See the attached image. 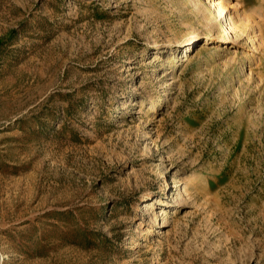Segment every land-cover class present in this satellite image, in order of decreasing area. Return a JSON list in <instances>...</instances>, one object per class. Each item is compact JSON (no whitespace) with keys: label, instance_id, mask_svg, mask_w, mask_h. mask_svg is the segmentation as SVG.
<instances>
[{"label":"rangeland","instance_id":"1","mask_svg":"<svg viewBox=\"0 0 264 264\" xmlns=\"http://www.w3.org/2000/svg\"><path fill=\"white\" fill-rule=\"evenodd\" d=\"M215 1L0 0V264H264V0Z\"/></svg>","mask_w":264,"mask_h":264},{"label":"bare ground","instance_id":"2","mask_svg":"<svg viewBox=\"0 0 264 264\" xmlns=\"http://www.w3.org/2000/svg\"><path fill=\"white\" fill-rule=\"evenodd\" d=\"M212 4H214L215 10L217 12V16H215V24H217V27L220 29V33L221 36L224 37L225 32L229 34L228 31L223 30L224 29V25L223 23L219 20L218 16H222V17H227V14L229 15L230 13H228V7L224 6L221 2L215 1L213 2V0H211ZM206 17V14L203 15V18ZM242 16L240 17V20H242ZM228 27L230 28L231 31H234L238 28H240V24H237V20H235V18L232 16V14L229 15V22H228ZM205 26V25H204ZM209 29V25H206V28L204 29L205 31H203V34H201V37L206 36L207 32L206 29ZM241 29V28H240ZM200 33H196V34H188L185 36V43H186V48L188 45H190L192 42L196 41V39H198ZM190 56V54L186 51L183 55H182V59L183 60H188V57ZM169 83V82H168ZM160 259L159 253L156 254L155 259H153L151 261V263L155 264L158 262V260Z\"/></svg>","mask_w":264,"mask_h":264}]
</instances>
